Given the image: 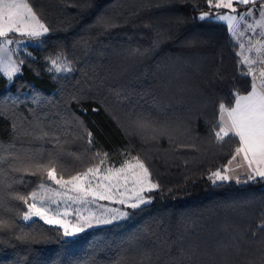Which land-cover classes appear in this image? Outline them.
I'll list each match as a JSON object with an SVG mask.
<instances>
[{
	"label": "trees",
	"instance_id": "16d2710c",
	"mask_svg": "<svg viewBox=\"0 0 264 264\" xmlns=\"http://www.w3.org/2000/svg\"><path fill=\"white\" fill-rule=\"evenodd\" d=\"M27 2L50 31L10 46L24 61L11 82L0 72V264H264V178L209 179L239 146L215 138L219 104L232 106L251 78L228 26L197 19L206 0ZM57 56L76 70L49 72ZM36 123L51 135L22 134ZM97 152L114 168L139 157L158 184L150 202L74 237L23 220L27 204L13 195L52 181L13 171L10 153L51 158L67 179Z\"/></svg>",
	"mask_w": 264,
	"mask_h": 264
},
{
	"label": "snow or ice",
	"instance_id": "6c2138e0",
	"mask_svg": "<svg viewBox=\"0 0 264 264\" xmlns=\"http://www.w3.org/2000/svg\"><path fill=\"white\" fill-rule=\"evenodd\" d=\"M206 3L210 11L201 12L197 19L205 21L215 15L217 20L227 21L229 33L235 36L233 22L237 20L245 21L247 17L254 14V9L246 8L245 12L239 13L234 5H254L257 0H206ZM21 9L24 11L22 12ZM212 9H226L235 15L213 13ZM260 15L264 17V5L260 6ZM248 27H251V25ZM49 31L50 29L41 22L38 14L27 0H0V72L7 76L9 82L21 72L20 65L24 63L23 60L17 61L13 59L15 53L10 46L20 43V41L15 39V36L19 34L32 40H37ZM261 47H264V45H261ZM256 50L259 52L260 48ZM257 63L264 64V59L254 61L245 56L241 61V65L246 68L243 74L251 78L250 90L246 94L234 91L232 93L234 104L230 107L224 103L219 104V119L213 128L218 142L230 135L239 138V146L236 148V154L232 159L235 160L237 156L241 153L243 154V159L251 170V174L247 177L248 180H253L255 177L264 178V68H261L257 75L256 69L253 67ZM50 64L49 72L70 73L76 70L72 66L73 62L68 60L67 57L57 56L54 59H50ZM143 126V123H141V127ZM17 127L16 124H13L14 129ZM22 134L31 137L33 140H43L49 137L51 132L46 131L40 123H36L31 129L24 128ZM55 139L59 143V137ZM87 139L89 145H91L93 143L91 132L87 133ZM2 151L3 149H0V152ZM107 156L108 153H95L93 156V159L97 161L95 164L87 167L84 171H77L75 175H69L66 179L63 173L57 172L56 162L51 158L45 163L43 159H37L35 155L29 153H16L14 155L10 153L13 171L41 175L42 178L46 174L47 180L66 189L65 192L56 194L65 195L69 201L73 202L77 200L87 202L89 197L109 199L110 197L103 194L100 190L103 188L105 191H112L116 186L113 181L118 184L121 179L127 184L129 176L126 171L131 168L133 169L131 183L138 185L139 191L136 192L134 200L128 203V207L136 209L145 203H149L150 198L146 199L141 193L144 192L145 188L148 191L158 188V184L151 182V173L140 158H132L136 161L135 165L131 161H125L120 168H114V166L106 165ZM3 161L4 157L0 156V164ZM228 163L231 164L232 160H229ZM136 168H139L140 171H135ZM209 179L216 183V181H226L229 177L223 175L221 170H217L210 174ZM21 183H23V180H21ZM45 186L43 182L38 185L40 188ZM116 190L119 191V189ZM69 193H75V195H69ZM29 196L32 200L31 203L28 202ZM36 197L37 193L35 191L28 195H20L19 193L13 195L14 199L27 204L28 210L23 213V220L28 221L33 216H37L47 224L60 225L64 229V236H74L93 226L91 221L86 219L79 226L69 229L63 219L57 218L61 213L56 212L51 207H46L43 200L39 202L40 206H37ZM120 203L124 204L125 201L121 200ZM113 211L116 214L111 219L97 220L96 224L113 223L129 215L126 211ZM63 215H68L67 209H65ZM3 225L4 221L0 220V227ZM258 227L264 228V224ZM162 243L165 246L167 245V241Z\"/></svg>",
	"mask_w": 264,
	"mask_h": 264
},
{
	"label": "rangeland",
	"instance_id": "374dc122",
	"mask_svg": "<svg viewBox=\"0 0 264 264\" xmlns=\"http://www.w3.org/2000/svg\"><path fill=\"white\" fill-rule=\"evenodd\" d=\"M261 5H264V1L257 2L254 5H247L246 7L238 10L239 13H243L245 12L246 8L254 9V14L252 16L247 17L245 21H239V20L236 21L235 25L233 26L235 31V36L230 34L232 38L239 44L240 49L238 54L240 56L241 61L244 59L245 56L249 57L254 61L264 59V47H261V45H264V17H261L260 15ZM21 11L23 12L24 10L21 9ZM249 25H251V27H248ZM17 36H21V35L17 34ZM18 41H20L19 44H14L18 49H22L26 45L32 43V39H30L29 37H27L26 40L19 39ZM257 48H260L259 52H257L256 50ZM258 64L259 63L254 64L253 67L256 69ZM130 161L132 162L133 165H135L136 163L135 160H130ZM132 171L133 169L131 168H128L126 171V174L129 176V182L127 184H125V182L121 179L118 184L115 181H113V183L116 186L115 188L112 189V191L110 192L105 191L103 188L100 190L101 192H103V194L109 196L110 197L109 199H99V197L96 198L89 197L87 198V202H81L79 200L74 202L69 201L67 199V196L56 194V193H63L66 191V189L52 182L50 185H46L44 188H39L36 191L37 206H40L39 202L43 200L45 202L46 207H51L56 212L61 213V215L58 216L57 218L63 219L69 229L79 226L86 219L90 220L93 226L86 228L83 232L90 230L92 228L113 224L114 222L109 224H104V223L96 224V221L111 219V217L114 214H116L114 213L113 210L128 212L130 208L128 207V203L134 200L136 192L139 191V186L131 183ZM135 171L139 172L140 169L136 168ZM150 179L152 183H155V181L152 180L151 177ZM116 189H119V191H117ZM147 191H148L147 188H145L144 192L141 193V195H143L146 199L148 198L145 196V193ZM69 195H75V193H69ZM121 200H124L125 203L121 204L120 203ZM65 209H67L68 212V215L66 216L63 215ZM36 218L40 219L37 216H33L28 221H31ZM51 225H56L60 227V225L57 224H51ZM83 232H80L76 235H79ZM74 236H68V237H74Z\"/></svg>",
	"mask_w": 264,
	"mask_h": 264
},
{
	"label": "crops",
	"instance_id": "0c3cea01",
	"mask_svg": "<svg viewBox=\"0 0 264 264\" xmlns=\"http://www.w3.org/2000/svg\"><path fill=\"white\" fill-rule=\"evenodd\" d=\"M264 1V0H257V2ZM253 5V4H250ZM236 7V5H234ZM246 6H243V8ZM237 8V7H236ZM242 8H237V11ZM218 14H232L229 10H226L224 12H218ZM220 21V20H218ZM228 26L227 21H220ZM236 21L233 22V26L235 25ZM264 67V64L259 63L256 67L257 75L259 73V70ZM246 94V93H244ZM236 154V153H235ZM232 163L226 166V168L222 171L223 175H227L229 177L226 181H234V182H241L244 179H247L248 175L251 174V170L247 166V162L243 159V154L241 153L239 156L236 157L235 160L231 159ZM260 178V177H255Z\"/></svg>",
	"mask_w": 264,
	"mask_h": 264
}]
</instances>
